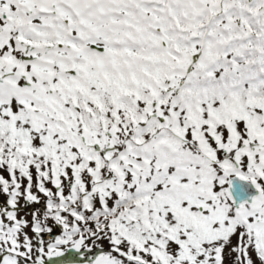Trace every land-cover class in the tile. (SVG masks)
<instances>
[{
	"label": "snow or ice",
	"instance_id": "6c2138e0",
	"mask_svg": "<svg viewBox=\"0 0 264 264\" xmlns=\"http://www.w3.org/2000/svg\"><path fill=\"white\" fill-rule=\"evenodd\" d=\"M0 264H264V0H0Z\"/></svg>",
	"mask_w": 264,
	"mask_h": 264
}]
</instances>
